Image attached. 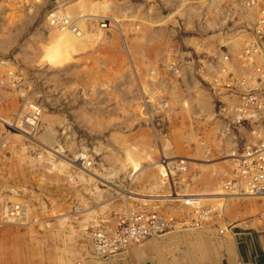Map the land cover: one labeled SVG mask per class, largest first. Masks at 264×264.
Returning a JSON list of instances; mask_svg holds the SVG:
<instances>
[{
  "label": "rangeland",
  "instance_id": "obj_1",
  "mask_svg": "<svg viewBox=\"0 0 264 264\" xmlns=\"http://www.w3.org/2000/svg\"><path fill=\"white\" fill-rule=\"evenodd\" d=\"M58 1L69 16H87L84 38L77 37L88 43L83 52L53 49L64 35L48 19ZM249 1L0 0V211L8 212L0 219L13 216L0 220V243L21 246L16 234L34 231L39 264H81L84 250L110 261L142 246L96 255L91 234L111 219L141 208L183 218L196 204L209 209L212 220L168 235L190 231L216 249L240 228L263 230L262 202L225 189L232 152L242 144L237 137L250 125L216 117L218 87L228 80L217 75L226 66L222 59L227 51L232 61L242 54L228 50V40L257 18ZM157 10L166 22H154ZM91 13L113 18V28L102 29ZM180 73L195 77L181 85ZM179 159L188 161L189 171L185 179L171 171L168 182L165 169ZM174 193L228 198L186 201ZM12 248L6 254L4 247V259L16 260Z\"/></svg>",
  "mask_w": 264,
  "mask_h": 264
},
{
  "label": "built area",
  "instance_id": "obj_2",
  "mask_svg": "<svg viewBox=\"0 0 264 264\" xmlns=\"http://www.w3.org/2000/svg\"><path fill=\"white\" fill-rule=\"evenodd\" d=\"M54 6L48 11V19L52 27L60 30L73 31L80 36L85 28L87 16L80 14L71 17L62 9V4ZM250 7L258 8L259 16L251 27L239 29L232 39L228 40L227 49H241L238 61H232L228 51L223 57L226 66L222 73L228 80L218 88L239 97V104L227 106V102L220 100L217 115L228 119L233 124H249L244 129V135L237 137L241 148L232 153L233 170L225 189L235 195H245L260 200L264 204V1L250 0ZM114 23L107 20L101 23V28L111 30ZM215 60L220 61L215 57ZM235 62L238 64H235ZM184 162H172L170 172H183ZM164 177H167L165 171ZM187 196H185L186 198ZM189 198V197H187ZM184 200V199H183ZM176 202H179L176 201ZM191 205L193 202H186ZM197 205V204H196ZM191 217L177 218L156 211H132L116 218L113 228L107 225L92 232L95 254L102 258L116 256L133 245L165 235L177 229L191 230L205 225L209 221L211 211L196 206L191 211Z\"/></svg>",
  "mask_w": 264,
  "mask_h": 264
},
{
  "label": "crops",
  "instance_id": "obj_3",
  "mask_svg": "<svg viewBox=\"0 0 264 264\" xmlns=\"http://www.w3.org/2000/svg\"><path fill=\"white\" fill-rule=\"evenodd\" d=\"M157 11L154 22L156 24L166 22L165 14L161 10ZM171 25L174 27L173 29H176L175 26L179 27V16L172 17ZM167 74L173 76L171 73ZM194 77L195 73H184L183 77L178 80L179 84L185 85L189 79L193 81ZM210 77L213 78L212 75ZM176 109H179V105L176 106ZM114 220L111 219L108 224L113 225ZM262 224L263 230L260 231L257 227L256 229L240 228L235 237L229 235L227 239H224L227 240L226 243L216 249L206 245L199 234L176 233L158 241H148L142 246L123 252L120 257L110 261H96L91 258L90 251L92 252V250H84L85 261L81 264H264V223ZM15 237L22 243L21 246L18 243L15 245L5 244V246L3 242L0 243V264L2 262L5 264L11 262L12 264H39V259H37L39 256L38 241H36L39 234L31 231L27 236H24L21 231ZM4 247L6 254L7 247L16 248V260H12L8 255L4 259ZM185 247L186 249H183Z\"/></svg>",
  "mask_w": 264,
  "mask_h": 264
},
{
  "label": "bare ground",
  "instance_id": "obj_4",
  "mask_svg": "<svg viewBox=\"0 0 264 264\" xmlns=\"http://www.w3.org/2000/svg\"><path fill=\"white\" fill-rule=\"evenodd\" d=\"M80 2V1H79ZM92 4V3H91ZM93 5V4H92ZM120 5V4H119ZM64 7L65 6H63L62 7V9H64ZM71 7H69V9H70ZM100 8H103V7H100ZM89 9V8H88ZM78 10H80V8L79 9H77V11ZM83 10H84V8H83ZM82 10V11H83ZM96 11H97V9H96ZM95 11V12H96ZM257 18H258V16H259V11H258V8H257ZM75 12H76V10H75ZM80 12V11H79ZM90 12H92L91 10H90ZM71 15V14H70ZM73 16V15H72ZM90 16H93V17H95V20L97 21V23H98V26H101V23L102 22H106L107 20H109V21H111V22H113L114 23V21H113V18H111V17H104V16H102V15H93L92 13H91V15ZM257 18H256V20H257ZM153 19V18H152ZM255 20V21H256ZM154 23V22H153ZM54 28V27H53ZM97 28V27H96ZM123 30V29H122ZM61 31H63V33H64V35L61 37V38H59V39H57L56 40V42L54 43L55 45H54V47H53V49H54V51L56 52V54H63V55H67L68 54V52H71V53H75V52H83L86 48H87V46H86V44H88V43H85V41L84 42H82V43H80V42H78L79 40H78V38L77 37H81L79 34H77V33H74L73 34V31H68V30H61ZM101 31V30H100ZM94 33V32H93ZM88 35V34H87ZM98 35V34H97ZM102 35V34H101ZM91 36V35H90ZM106 36V35H105ZM76 37V38H75ZM82 37H83V35H82ZM228 37V36H227ZM230 37V36H229ZM84 38V37H83ZM91 38H93L92 36H91ZM80 40H82L81 38H80ZM93 40V39H92ZM100 41V40H99ZM98 42V41H97ZM96 42V43H97ZM104 42V41H103ZM96 43H95V45H96ZM106 43V42H105ZM147 43V42H146ZM224 43V42H223ZM199 44V43H198ZM134 46V45H133ZM208 46V45H207ZM196 48H198L197 47V45L195 46ZM201 48V47H200ZM161 54V53H160ZM234 55V54H233ZM181 74V76H183L182 75V73H180ZM209 75H213L212 73H209ZM217 75L218 76H222L223 75V73H217ZM213 76H215V75H213ZM213 79V78H212ZM218 95H219V97L222 99V101L223 102H227V106L228 107H230V106H232V105H234V106H236V105H238L239 104V102H240V100H239V97H234L233 95L231 96L229 93H226V92H224V91H221V93L219 94L218 93ZM207 97V96H206ZM225 99V100H224ZM185 106V105H184ZM159 107V106H158ZM201 107V110L203 111V106H200ZM199 107V108H200ZM196 108H198L197 106H196ZM193 116V115H192ZM225 116H226V113H225V115L223 116V117H221V116H216L218 119H221V120H223V121H225V122H227L226 120H225ZM212 117V116H211ZM30 119V118H29ZM32 120V119H31ZM216 121V120H215ZM32 122V121H31ZM30 122V123H31ZM218 122V121H217ZM227 129V128H226ZM242 130V129H241ZM226 132V131H225ZM227 137H228V135H227ZM227 139V138H226ZM230 142V141H229ZM233 151V150H232ZM231 151V152H232ZM161 153V152H160ZM233 153V152H232ZM167 155V154H166ZM175 157V156H174ZM50 159V158H49ZM180 161H183L184 162V166H185V170L183 171V172H177V173H175V174H178L179 173V177H185L187 174L186 173H188V171H189V168H188V166L185 164V163H188V161L186 160H181V159H179ZM30 161V160H29ZM193 161H194V159H193ZM167 161H163V163H166ZM169 162V161H168ZM204 162V161H203ZM40 164V163H39ZM53 165V164H52ZM55 165V164H54ZM162 167L164 168L165 166L162 164ZM167 167V166H166ZM32 170V169H31ZM49 170V169H48ZM164 170V169H163ZM165 171H166V173H167V177H166V179L168 180V182L169 181H171V179L173 178V175H172V173L168 170V169H165ZM224 171V170H223ZM37 172V171H36ZM115 172V171H114ZM164 174H165V172H164ZM186 174V175H185ZM25 175V174H24ZM67 176V175H66ZM111 176H112V174H111ZM133 176V175H132ZM189 176V175H188ZM183 177V178H184ZM84 179V178H83ZM185 179V178H184ZM162 182V181H161ZM21 186V185H20ZM173 186V185H172ZM97 187V186H96ZM169 187V186H168ZM224 187V186H223ZM6 188V187H5ZM158 188H159V186H158ZM179 188V187H178ZM190 188V187H189ZM187 189V188H186ZM220 190V189H219ZM162 191V190H161ZM226 191V190H225ZM174 192V191H173ZM99 193V192H98ZM197 193V192H196ZM225 193V192H224ZM230 193V192H229ZM16 195V194H15ZM132 195V194H131ZM139 198L141 197H143V198H151L152 196H145V195H140V194H136ZM218 195V196H217ZM219 195L222 197V196H226V197H222V202L224 201L223 199H226L227 200V198H228V196L227 195H224L223 193H219V194H213V195H208V194H205V195H202V194H195V193H193V194H190V195H188L187 197H189V198H185V200L186 201H188V200H190V201H196V200H198V199H201L202 197L203 198H205L204 196H214V200H215V198H217V197H219ZM234 195V194H233ZM126 196V195H125ZM186 195H180V194H173V196L172 197H176V198H179V197H181V198H183V197H185ZM217 196V197H216ZM232 198H233V196H231ZM235 197H237L238 199H240V198H252V197H248V196H245V195H235ZM160 198V197H159ZM176 198H175V200H176ZM196 198V199H195ZM210 198H212V197H210ZM166 199V198H165ZM169 199V198H168ZM172 199V198H171ZM12 200V199H11ZM14 200H16L15 198H14ZM126 200V199H125ZM258 200V199H257ZM13 201V200H12ZM122 201V200H121ZM220 202V201H219ZM14 203V202H13ZM16 203H18L17 201H16ZM169 203V202H168ZM187 204V203H186ZM193 204V203H192ZM194 204H196V202L194 203ZM213 204V203H212ZM263 204V203H262ZM18 205V204H17ZM264 205V204H263ZM179 206V205H178ZM197 206V205H196ZM213 206V205H212ZM4 207V206H3ZM24 207H25V204H24ZM142 207V206H141ZM172 207H173V205H172ZM187 207H188V205H187ZM207 207V206H206ZM4 208H6V207H4ZM3 208V209H4ZM128 208V207H127ZM7 209V208H6ZM120 209V208H119ZM138 209H140V208H138ZM142 209V208H141ZM149 209V208H148ZM194 209H195V207H194ZM194 209H192V210H194ZM8 210V209H7ZM165 210H166V208H165ZM172 210V209H171ZM174 210V209H173ZM191 210V209H190ZM190 210H188V208L185 210V211H183V213H188V214H182L183 216L182 217H191L192 216V213L191 212H189ZM206 210H208L209 211V209H206ZM1 211H2V209H1ZM0 211V212H1ZM119 211V210H118ZM132 211H140V210H136V209H132L131 211H129L128 213H126V215H128L129 213H131ZM145 211H149V210H145ZM153 211V210H152ZM155 211V210H154ZM160 211V210H159ZM125 212V211H124ZM171 212V211H170ZM5 213H8L7 211L5 212ZM4 212H1L0 213V215H1V217H3L2 215L3 214H5ZM109 213V212H108ZM172 213V212H171ZM264 213V212H263ZM17 214V213H16ZM261 214V213H260ZM7 215H9V214H7ZM6 215V216H7ZM116 215H117V213H116ZM124 215V214H123ZM164 215V214H163ZM21 216V215H20ZM169 216H172V214H170ZM175 216V215H174ZM13 217V216H12ZM10 215L9 216H7L6 218H3V220L2 219H0V220H2V222L3 223H8V222H10L13 218H12ZM27 219V218H26ZM210 219V218H209ZM257 219V218H256ZM210 220H212V219H210ZM209 220V221H210ZM20 221H22V220H20ZM24 221V220H23ZM111 221V220H110ZM109 221V222H110ZM15 222V221H14ZM12 223V222H11ZM26 223V222H25ZM45 223V222H44ZM92 223V222H91ZM115 223H116V220H114V223H113V227L115 226ZM64 224H66V223H64ZM95 224V223H94ZM28 227V226H27ZM52 227V226H51ZM113 227H111V228H113ZM225 228V227H224ZM227 228V227H226ZM83 229V228H82ZM197 229H200V228H197ZM202 229V228H201ZM177 230H179V229H177ZM177 230H175V231H177ZM43 231V230H42ZM181 231H187V230H181ZM204 231V230H203ZM227 231H229L230 232V230H228L227 229ZM172 232H174V231H172ZM216 232V231H215ZM171 233V232H170ZM189 233H190V231H189ZM223 233V232H222ZM228 232H226V234H227ZM169 233H167V234H165V235H162V236H159V237H155V238H152V239H149V240H147V241H145L144 243H141V245H144L145 243H147L148 241H151V240H155V241H157V239H160V238H163V237H165V236H167ZM209 234H211V233H209ZM92 235V234H91ZM193 235V234H192ZM225 235V234H224ZM230 235V234H229ZM69 236V235H68ZM223 236V235H222ZM92 237V236H91ZM31 241V240H30ZM153 243V242H152ZM138 245H140V244H138ZM134 246V245H133ZM154 246V245H153ZM132 247V246H131ZM130 248V247H129ZM15 257H16V254H15ZM58 259V258H57ZM24 260V259H23ZM82 261V260H81ZM24 262V261H23ZM68 262V261H67ZM79 262V261H78ZM2 264H5V263H3L2 262ZM9 264H12V262L11 263H9ZM17 264H19V263H17ZM70 264V263H69Z\"/></svg>",
  "mask_w": 264,
  "mask_h": 264
}]
</instances>
